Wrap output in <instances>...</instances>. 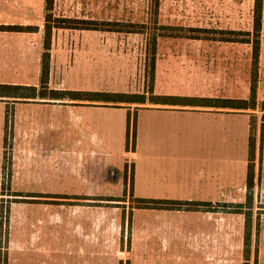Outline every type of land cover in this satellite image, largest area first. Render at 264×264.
<instances>
[{
  "label": "rangeland",
  "instance_id": "374dc122",
  "mask_svg": "<svg viewBox=\"0 0 264 264\" xmlns=\"http://www.w3.org/2000/svg\"><path fill=\"white\" fill-rule=\"evenodd\" d=\"M25 1L34 5L26 6L25 18L38 30L34 35L18 33L32 40L34 54L37 48L41 49V72L31 69L22 75L19 68L14 75L8 72L6 77H0L3 85H31L1 94L5 96L0 97L3 103L5 98L32 102L18 103L20 109L26 105L19 127L6 125L0 137V264H7L6 249L10 233L15 232L9 219L23 208L18 203L24 199L52 204L51 215L53 209L62 208L56 199L65 196L75 198L73 204L86 194L136 199L186 196L191 190L189 185L173 188L169 176L174 173L178 180L184 169H193L192 153H207V158L212 153H227V171H232L234 193L243 188L249 153L250 159H255L257 178L260 167L264 175V101H258L256 94L254 106L251 94L258 82L254 48L259 41L261 52L264 45L262 32L259 35L254 31L251 21L243 32L232 36L185 27L201 25L198 21L182 20L183 28L164 26L178 24L177 19L158 14L155 0H103V11L97 7L101 0H53L47 4L45 0L44 5V0ZM81 2L89 6L79 7ZM5 11L6 6H0V23L6 21ZM47 15L54 29L48 51L49 76L42 82ZM64 19L92 21L99 30L58 28L65 25L61 22ZM5 32L12 31L0 30V35ZM194 37L219 41L232 37L248 43L237 49L233 46L236 50L226 54L231 55L232 62H196L190 57L193 54L228 51L223 43L206 41L196 46L190 39ZM97 38L105 43L95 42ZM173 54L186 59L158 62ZM222 65L227 68V76H232L234 105L241 104L245 109L227 104L223 106L233 112L227 109L222 116L216 111L210 115L200 112L196 106L214 105L203 100L225 96L224 91H228L224 83L230 79L220 78L223 71L216 73L217 66L222 69ZM26 68L31 67L27 64ZM135 202L136 208L147 207L142 203L145 200ZM125 207L129 219L130 207ZM63 208L67 210L70 205L66 203ZM243 208L233 206L235 212ZM72 213H68L72 217L70 223L76 218ZM66 226L67 223L47 221L40 228L59 231ZM248 241L252 246L250 237L246 238Z\"/></svg>",
  "mask_w": 264,
  "mask_h": 264
},
{
  "label": "crops",
  "instance_id": "0c3cea01",
  "mask_svg": "<svg viewBox=\"0 0 264 264\" xmlns=\"http://www.w3.org/2000/svg\"><path fill=\"white\" fill-rule=\"evenodd\" d=\"M155 1L158 6V14L177 19L175 22L178 24L164 26L183 28L180 22L189 20L188 22L198 21V24L201 25H185L186 28L194 27L195 30H217L218 32L224 30L236 33L243 32V29L249 26L250 21L254 26L255 0ZM44 2L45 0L43 5ZM152 3L154 4V1ZM2 5L6 6L4 12L6 21L0 23V26H33L29 25L25 18L26 6L27 8L33 7V2L3 0L0 1V6ZM78 6H89V4L81 2ZM45 7L43 6V9ZM97 7L103 11L104 1L101 0ZM190 8L192 9L190 10ZM250 9H252L251 18ZM36 32L27 33L34 35L37 34ZM261 32L263 47L264 0ZM190 39L196 46H201L206 41L223 43V47L228 51L220 54H193L190 57L196 62L205 60L232 62L231 55L226 54L231 50H236L238 46L242 47L244 43H248L247 40L239 39L235 42L198 37ZM180 40L190 42L188 39ZM89 41L93 40H86V42ZM95 42H101L103 45L105 40L97 38ZM233 46L236 49H233ZM41 55L40 48H37L34 54V43L24 33L5 32V35H0V77H6L8 72H12L14 75L16 74L14 71L19 68L22 75L31 69L40 74ZM34 59L36 65H33ZM183 59H186L185 56L173 54V56L169 55V57L158 59V62L185 61ZM27 64L31 67L30 69L26 68ZM219 68L221 69L217 66L216 73L223 71L220 78L228 77L230 79L224 83L225 89L228 88L229 96H226L227 92L224 91L225 96L216 95L211 99L233 100L232 76L231 74L227 76L228 71L225 65H222L221 70ZM198 72L201 73V70ZM229 72H231V67ZM16 83L9 84L16 86L17 91L20 90V87L23 90L31 87V85ZM256 89L258 101H264L263 48L258 60ZM3 101L5 102L0 100V106H12L13 109L10 111L0 108V137L4 135L6 125L19 127L22 120L20 114H23L26 105L20 109L18 103H32L26 99L5 98ZM223 105L227 104L200 105L196 106V109L203 113L207 112L209 115L211 111H216L215 113L219 116L228 110L233 112V109ZM212 154V157L207 158V153H192L193 160L190 165L193 166V169H184L178 180L175 179L176 174L174 173L169 176L173 188L178 186L181 189L183 185H189L191 190L187 192L186 196L171 197L170 194L136 199L128 197L102 198L97 194H86L78 201V204H73L75 198L65 196L56 199L55 202H60L59 205L62 208L53 209L54 214L51 215L49 214L52 208L49 206L52 204H41L33 200L30 203L31 200L26 202L24 199L18 203L23 208L17 209L16 217L13 216L14 218L9 219L15 232L10 233L6 249L7 264H264L263 169L260 167L258 178L257 171H254V186L250 192L248 189L249 153L242 180L243 188L240 193H234L232 171L231 169L227 171V153ZM221 158L224 159L220 160ZM189 159L186 161V166ZM133 200H145L143 204L147 207L136 208L134 206L137 202L133 203ZM165 201L177 203L180 206L176 208L162 207L161 204ZM66 203L70 205L67 210L63 208ZM72 205L74 206L71 207ZM117 205L121 207L119 208ZM126 205L130 207L129 219L126 217ZM233 206H244V208L235 212ZM70 210L76 214L73 223H70L72 217L68 216ZM132 213L135 215L133 216ZM137 213L140 215L136 216ZM44 221L45 223L47 221L67 223V226L59 231H52L48 228L43 230L40 226L45 224ZM248 225L249 231L247 230ZM248 236L252 241V246L250 242L249 246L246 245ZM0 238L2 239L1 233ZM0 250L2 249L0 248Z\"/></svg>",
  "mask_w": 264,
  "mask_h": 264
},
{
  "label": "trees",
  "instance_id": "16d2710c",
  "mask_svg": "<svg viewBox=\"0 0 264 264\" xmlns=\"http://www.w3.org/2000/svg\"><path fill=\"white\" fill-rule=\"evenodd\" d=\"M48 3H52L53 0H46V4ZM47 11L50 9L49 6H46ZM262 11H263V0H255V7H254V31L259 32L258 34L260 35V31H261V18H262ZM49 16L47 15L46 18V43H45V47L47 49L46 53H44L43 55V59H42V82H46L49 76V71H50V54H49V49H50V38H51V34H52V30L54 29L53 26L50 25V20H49ZM52 18V17H51ZM61 22H65V25H61L60 29H66V28H71L74 30H99L96 26H93L92 24H94L92 21H79V22H75L72 21L70 22L69 19H64ZM66 23H68L66 25ZM0 30L2 31H17V32H34L37 31L38 28L34 27V26H0ZM193 30V29H191ZM205 31V30H204ZM202 32V31H201ZM205 32H209L208 30H206ZM220 33L222 34H229L232 36H235L237 33L236 32H231V31H220ZM222 41H228V42H235L237 39H234L232 37H227V38H222ZM255 43V41H254ZM254 61L256 62V65L258 64V60H259V55H260V44L259 41L256 43V46L254 48ZM35 88V87H33ZM256 88L251 89V94H252V99H253V105L255 106V102H256ZM17 90L16 86L13 85H3L0 84V97H5V96H1V94H11L10 92ZM34 90V89H32ZM76 95V94H73ZM8 97H15V96H8ZM166 100L168 101H172V100H178L175 98H166ZM204 102L207 103H223V104H231L233 105V108L236 109H245V107H243L241 104L239 105H234L235 101L234 100H220V99H205L203 100ZM246 102V101H243ZM242 106V107H241ZM262 111L264 112V103L262 105ZM252 155V153H251ZM253 156V155H252ZM253 158V157H252ZM250 159V166H249V174H248V189L252 190L253 186H254V164H253V159ZM251 194V193H250ZM144 203V202H142ZM162 207L165 208H176L180 205H178L177 203H173V202H169V201H165L163 204H161ZM249 239V236L248 238ZM249 241L246 243V245H248Z\"/></svg>",
  "mask_w": 264,
  "mask_h": 264
}]
</instances>
